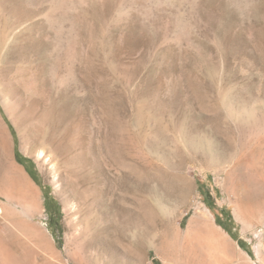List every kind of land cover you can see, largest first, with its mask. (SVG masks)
<instances>
[{
  "label": "rangeland",
  "instance_id": "374dc122",
  "mask_svg": "<svg viewBox=\"0 0 264 264\" xmlns=\"http://www.w3.org/2000/svg\"><path fill=\"white\" fill-rule=\"evenodd\" d=\"M0 264H264V0H0Z\"/></svg>",
  "mask_w": 264,
  "mask_h": 264
},
{
  "label": "trees",
  "instance_id": "16d2710c",
  "mask_svg": "<svg viewBox=\"0 0 264 264\" xmlns=\"http://www.w3.org/2000/svg\"><path fill=\"white\" fill-rule=\"evenodd\" d=\"M202 191V190H201ZM207 203V205L209 206V208H211V206H210V204L208 203V202H206ZM58 210H59V212L61 213V210H60V207L58 208ZM228 221H230L231 223L233 222V220H232V217L228 214ZM222 225V224H221ZM227 229V228H226ZM241 245L243 246V247H245L244 246V244H243V242H241Z\"/></svg>",
  "mask_w": 264,
  "mask_h": 264
},
{
  "label": "bare ground",
  "instance_id": "6f19581e",
  "mask_svg": "<svg viewBox=\"0 0 264 264\" xmlns=\"http://www.w3.org/2000/svg\"><path fill=\"white\" fill-rule=\"evenodd\" d=\"M122 182V181H121ZM8 194V193H7ZM3 197V196H2ZM7 197V196H6ZM6 199V198H5ZM8 199V198H7ZM11 200V199H10ZM12 201V200H11ZM8 203H9V201H8ZM19 205H21V203H18ZM24 206V205H23ZM29 207V206H28ZM25 208V207H24ZM27 208V207H26Z\"/></svg>",
  "mask_w": 264,
  "mask_h": 264
}]
</instances>
